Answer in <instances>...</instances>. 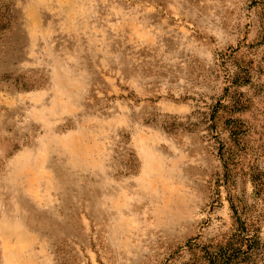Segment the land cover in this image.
Segmentation results:
<instances>
[{
	"label": "rangeland",
	"instance_id": "374dc122",
	"mask_svg": "<svg viewBox=\"0 0 264 264\" xmlns=\"http://www.w3.org/2000/svg\"><path fill=\"white\" fill-rule=\"evenodd\" d=\"M237 220L264 264V0H0V264H208Z\"/></svg>",
	"mask_w": 264,
	"mask_h": 264
},
{
	"label": "trees",
	"instance_id": "16d2710c",
	"mask_svg": "<svg viewBox=\"0 0 264 264\" xmlns=\"http://www.w3.org/2000/svg\"><path fill=\"white\" fill-rule=\"evenodd\" d=\"M254 188H259L262 184L260 174H252ZM261 187L258 192L261 191ZM238 228L236 233L228 239L224 246L218 247L215 251L206 253L208 264H242L252 260L257 256L260 241L257 231L253 225L237 220Z\"/></svg>",
	"mask_w": 264,
	"mask_h": 264
}]
</instances>
